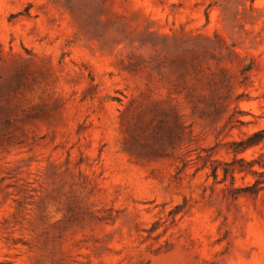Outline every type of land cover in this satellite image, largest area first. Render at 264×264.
I'll use <instances>...</instances> for the list:
<instances>
[{"label":"rangeland","instance_id":"rangeland-1","mask_svg":"<svg viewBox=\"0 0 264 264\" xmlns=\"http://www.w3.org/2000/svg\"><path fill=\"white\" fill-rule=\"evenodd\" d=\"M262 128L264 0H0V264H264Z\"/></svg>","mask_w":264,"mask_h":264},{"label":"trees","instance_id":"trees-1","mask_svg":"<svg viewBox=\"0 0 264 264\" xmlns=\"http://www.w3.org/2000/svg\"><path fill=\"white\" fill-rule=\"evenodd\" d=\"M264 140V128L258 129L253 131L250 135H248L245 139L240 141H234L232 142L233 152L243 151L247 147L259 144ZM252 163H249V166H251ZM252 174H257L255 170H250ZM257 180L255 181L254 185L256 184Z\"/></svg>","mask_w":264,"mask_h":264}]
</instances>
